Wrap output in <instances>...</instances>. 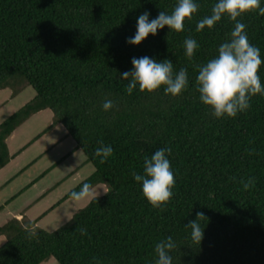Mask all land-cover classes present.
I'll use <instances>...</instances> for the list:
<instances>
[{
  "label": "trees",
  "instance_id": "trees-1",
  "mask_svg": "<svg viewBox=\"0 0 264 264\" xmlns=\"http://www.w3.org/2000/svg\"><path fill=\"white\" fill-rule=\"evenodd\" d=\"M196 2L183 31L165 26L132 45L125 38L134 34L136 17L170 14L177 0H0V89L16 94L30 86L35 92L0 122V167L11 158L6 138L48 109L52 125H63L94 166L73 190L85 182L107 187L55 230L27 218L1 225L0 264L49 258L57 264H154L155 243L168 236L177 245L173 264H264V96H252L248 110L220 119L199 101L197 66L216 55L234 22L225 16L197 32L196 22L216 0ZM238 19L264 60V15L250 11ZM186 37L199 44L191 60L184 55ZM144 55L170 59L174 71L187 69L189 87L176 97L163 86L152 92L137 87L129 95L120 73L131 69L132 57ZM258 74L264 84V63ZM106 99L114 105L108 111L102 109ZM101 142L113 148L104 163L94 155ZM165 146L171 148L173 196L153 208L131 173H142L143 158ZM248 177L255 184L244 189L240 181ZM197 212L204 215L199 245L185 227Z\"/></svg>",
  "mask_w": 264,
  "mask_h": 264
},
{
  "label": "clouds",
  "instance_id": "clouds-1",
  "mask_svg": "<svg viewBox=\"0 0 264 264\" xmlns=\"http://www.w3.org/2000/svg\"><path fill=\"white\" fill-rule=\"evenodd\" d=\"M196 0H177L172 12L160 11L155 18L149 19L150 13L145 11L136 17L135 32L125 38V43L140 44L149 34L156 35L158 29L168 26L169 30L180 32L184 30L185 19L191 20L198 10ZM255 11L264 15V0H216L209 15L196 22L195 30H203L205 26L211 29L222 17L234 22L229 38L220 43L216 55L205 63L198 65L195 77L196 91L199 101L211 108V115L217 119L235 117L250 107L252 96H264V84L258 70L264 60L261 59L260 49L252 45L245 31L246 25L239 17L244 13ZM184 55L191 60L196 49L197 40L186 37L183 41ZM131 69L120 73L121 79L127 80L126 92L131 95L138 87L140 91L152 92L163 86L165 94L173 97L180 95L189 87L188 72L185 68L174 71L170 59L157 60L147 55L131 58ZM113 101L106 99L102 109L113 108ZM170 147L155 150L150 156L143 158L142 173H131L135 182L139 183L142 195L153 208H160L173 196L175 185L174 170L171 167L168 154ZM113 154L111 145L101 142L94 155L104 163ZM244 189L255 184V178L241 180ZM69 195L73 201H79L90 195L88 183H82L79 191L72 190ZM204 215L196 213V218L188 221L185 227L190 229L189 238L193 244L199 245L203 238V228L200 218ZM81 235L86 234L81 229ZM34 233L29 232V235ZM176 242L171 236L155 243L154 264H173L172 252Z\"/></svg>",
  "mask_w": 264,
  "mask_h": 264
},
{
  "label": "crops",
  "instance_id": "crops-1",
  "mask_svg": "<svg viewBox=\"0 0 264 264\" xmlns=\"http://www.w3.org/2000/svg\"><path fill=\"white\" fill-rule=\"evenodd\" d=\"M25 89L26 86L16 94L10 88L0 89V112ZM24 103L0 117V122ZM52 123L51 111L43 109L32 114L6 138L11 158L0 167V226L11 218H27L41 227L43 218L48 222L54 220L55 216L50 217L53 213H63L68 221L94 198L86 196L73 201L67 196L94 172V166L64 126ZM95 188L93 193L101 195L107 190L102 182L90 186V192ZM4 240L5 236L0 234V245Z\"/></svg>",
  "mask_w": 264,
  "mask_h": 264
},
{
  "label": "rangeland",
  "instance_id": "rangeland-1",
  "mask_svg": "<svg viewBox=\"0 0 264 264\" xmlns=\"http://www.w3.org/2000/svg\"><path fill=\"white\" fill-rule=\"evenodd\" d=\"M33 95H34V91L32 90V88L29 86H26V89L24 91H22V93H20V95L15 97V99H13V101L10 102L9 105L6 106L5 109H3L0 112V117L1 118L5 117V115H7V113H10V111H12L11 109H15V108L19 107L21 105V103H24L25 101L30 99V97H32ZM0 99H1V96H0ZM96 189L97 188L93 189L90 192V195H88L87 199H89V197H98L101 195V194H99V192L93 193V191L96 192L95 191ZM51 216H55L53 221L48 222L46 220L47 218H43V220H42L43 222L41 223V227L46 229V230H49V231L57 229L60 225H62L68 219V217L65 218L63 213L62 214L61 213H53L50 215V217ZM39 264H57V263H56V260L54 258H49V259H47V260H45Z\"/></svg>",
  "mask_w": 264,
  "mask_h": 264
}]
</instances>
